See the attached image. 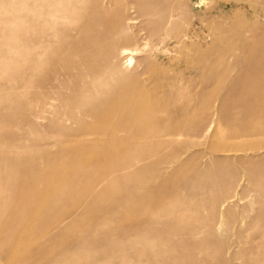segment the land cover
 <instances>
[{
    "label": "rangeland",
    "instance_id": "1",
    "mask_svg": "<svg viewBox=\"0 0 264 264\" xmlns=\"http://www.w3.org/2000/svg\"><path fill=\"white\" fill-rule=\"evenodd\" d=\"M96 2L0 0V264H264V0Z\"/></svg>",
    "mask_w": 264,
    "mask_h": 264
},
{
    "label": "bare ground",
    "instance_id": "2",
    "mask_svg": "<svg viewBox=\"0 0 264 264\" xmlns=\"http://www.w3.org/2000/svg\"><path fill=\"white\" fill-rule=\"evenodd\" d=\"M111 1L112 0H108V3L110 4ZM93 3H94V7L92 8L89 7L87 11L85 12V16H88V19H86L84 22H81L79 26V25H76V20L77 18H79L81 14H83L82 13V11L84 10L83 0H66V20L68 22L66 23V34L69 35L67 53L71 57L79 56L78 63L80 64H87L90 62L92 63L95 60H99V59L106 60V59L112 58V52L109 50V48L107 49L101 48L100 43L102 40L107 39L110 36L109 32H111V30L109 29V27L111 24L114 23V21L117 18L115 17V15H109V13L104 12V10L101 8L102 6L100 7L97 4L96 0H94ZM87 35H89V37ZM127 62L131 66L133 65L131 58ZM74 70L77 71L76 81L78 82L81 81L83 79L81 70L79 68H75ZM107 70H109L108 76L111 77L114 75L115 70H111L110 68H106V67L100 68L99 66H96L95 64L91 68V71L88 73V76L91 78H95L97 75L106 77ZM68 73H70L69 70H68ZM93 84L95 86L97 85V82L94 79H93ZM81 90L88 91V88L83 87L81 88ZM129 92L130 94H134L136 93V90L131 88ZM145 137L147 139V136ZM26 159L27 161H25L22 164V167L20 165L17 166V169L23 168L24 170H25L24 166H30V169L26 171L25 176H22L23 181L21 180L20 182V184H22L21 185L22 188H24L23 187L24 185L29 184V182H34L35 184L39 183V179L35 175L36 173L35 171L36 168H34L35 165H33L32 161H29L30 158L27 157ZM28 161L29 163H26ZM33 196L34 194L33 192H31L29 199H31V197L33 198ZM47 232H48L47 229L43 231L44 234ZM25 243H26V240L24 238H21V239L19 238L14 247V253H19V250L22 248L23 244ZM195 250L196 249L194 247L191 251H195ZM199 250L206 256V258L208 257L207 252L203 249L202 246H200ZM259 251H260L259 246H256L252 249V252H255V253H258ZM214 259L210 253V256L208 257L206 264H216ZM10 264H13L12 260Z\"/></svg>",
    "mask_w": 264,
    "mask_h": 264
}]
</instances>
